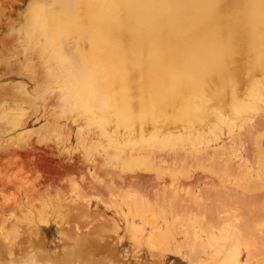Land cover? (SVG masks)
<instances>
[{
    "label": "bare ground",
    "instance_id": "6f19581e",
    "mask_svg": "<svg viewBox=\"0 0 264 264\" xmlns=\"http://www.w3.org/2000/svg\"><path fill=\"white\" fill-rule=\"evenodd\" d=\"M45 9L39 6L29 25L17 30L29 61L25 69L38 88L61 87L64 95L69 86L72 109L87 100L81 106L82 118L99 146L96 153L84 145V152L74 154L66 145L55 146L39 136L10 147L3 157L12 170L6 181L11 205L20 210L23 203L38 201L44 208L43 203L55 201L61 207L77 203L88 210L93 196L107 201L137 183L145 190L143 201L123 195L127 209L120 210L126 226L140 231L155 256L164 258L166 251H174L182 257L187 253L190 264H253L251 256L259 250L262 257L256 262L264 264V31L258 35L257 30L264 26V0H58L56 13ZM202 28L209 38L219 33L218 39L193 45V34ZM247 51L252 69L246 102L229 113L227 108L226 114L219 105L221 110L214 111L207 96L227 83L235 85ZM66 53L80 59L69 85L63 83L58 67L46 63L58 58L72 70L76 62L68 61ZM6 96V91L0 92V99ZM14 96L10 94L17 105L25 98ZM10 121L20 124L19 117ZM144 123L150 130L142 137L136 126ZM121 127L133 135L114 136ZM71 133L79 129H68V136ZM143 148L145 154L139 150ZM38 157H48L53 169L50 165V172H38ZM35 217L31 220L40 231L39 215ZM186 242L188 251L180 248ZM86 243L77 236L72 248L61 257L55 254L56 260L46 258L41 247L44 254L27 251L14 264H74L76 253L88 257L76 264H89L94 258L83 249ZM98 259L94 264L104 263Z\"/></svg>",
    "mask_w": 264,
    "mask_h": 264
},
{
    "label": "rangeland",
    "instance_id": "374dc122",
    "mask_svg": "<svg viewBox=\"0 0 264 264\" xmlns=\"http://www.w3.org/2000/svg\"><path fill=\"white\" fill-rule=\"evenodd\" d=\"M55 3L57 6L55 5ZM39 6H41V7L44 6V8H46L45 10L47 13H49V11H50V14L56 13L58 10V0H0V92L6 91V93H7L6 97L0 99V157H1L0 158L1 159L0 160V168H1L0 169V202H1L0 209L2 211H4L3 212L4 216H2V211L0 212L1 213L0 214V226H1L0 227V247H1L0 251L3 250L2 254H0V264H7V262H8V264H14V262L17 261V258H19V255L21 253H27V251H28L27 254H36L37 252L41 251V249H40L41 247H42L43 252L48 253V255L46 253L44 255V256H46V258L47 257L51 258L53 256L52 260H56V259H54L55 258L54 256L59 255L61 257V254L63 252H65L68 249L73 247L74 238H76L77 236H80L82 238V241H87L85 246L83 245V249L85 251L87 250L86 253L88 254L89 257L91 256L90 257L91 259L94 258L93 260H91L89 258L91 260V262L89 264H92V263L94 264L95 263L94 260H96L98 258L100 259V257H101L100 260L104 259V260H102V262L104 261L103 264H108L110 261L111 262L109 264H120V263L128 264V262H129V264H156L158 261L159 262L157 264H190L189 259L187 258V256H188L187 253H186V255H187L186 257H184V256L182 257V255L178 252L174 253V251H171L172 252L171 253L170 251H166L165 254H167V255L164 254V258L162 255L161 256L159 255L160 257L159 256L157 257V255L155 256L154 252H152L151 250L149 251L150 248H149V246L146 245L147 242H146V240H144L145 237H143L141 235L140 231L137 230L136 228L132 229L130 226H126L125 219H124L123 214L121 213L120 207H123V209H127V207H126L127 205L125 202H123L124 199H122V198H124V196L126 198H132V199L138 198L142 202L144 199V196H145V194H144L145 190L140 188L139 184H137V183L130 186L131 189L129 187H126V189L127 188L128 189L124 190L125 193L121 192V194L115 195L116 196L115 198L108 199L107 201H102V200L96 198L95 196H93V198H92L93 201L91 200V202L88 206V208H89L88 210H86V208H84V207L79 206V204L77 205V203H74L69 208H67L66 205L61 207V205H63V204H61V205L59 203L57 204V202H55V201H53V202L47 201L49 203L45 202L46 204L43 203L46 205V206H44L42 204V206L44 208H41V206H39L40 205L39 203L37 204L38 201H36V202L33 201V203H32V201L31 202L29 201L31 205L30 204L28 205L29 202H27V203L25 202V203H23V207H19V208H21L20 210L18 208L16 209L15 207H13V205H11V203H12L11 201L13 199V196H12V192L10 191L11 188L9 186V183L6 181L8 180V177H9L8 174H10V172L12 170L7 169L6 164H5L6 158L3 157L5 152H7L10 149V147L18 146V144L20 145L22 142V139L31 138V137L37 138L39 136H42L47 142H49L52 145L56 144L55 146L66 145V147H69V149H71L72 153H74V154H77V152H78V154H81V153H79L80 151L84 152L86 150L85 148H83L84 145L87 147V149L96 153L97 152L96 149L99 146V144L97 145L98 141L96 139L92 140V138H90L89 135H90L91 129L88 127L89 125L86 122H84V119L82 118L83 114L81 113V106L87 100L82 99V101L77 102L76 107L72 109V103H74V100H73L71 88L69 86L66 88V90L64 89V95H62L61 87L57 88L55 91H53L51 89L44 90V89L38 88L37 82L32 80L31 76L27 73V70L25 69V67L29 66V61L24 56V53L21 51L22 50L21 48H23V47L20 43V39H18L17 30L21 29V28H26L29 25L30 16L32 15L34 10L37 9ZM54 6H56V8H55L56 12H54ZM257 30H258V35L262 34V32L264 31V26L263 27L260 26L259 28H257ZM207 32L208 31L204 30L203 28L199 29L197 34H195V35L193 34V37L191 40L192 44L196 45V43L199 42L201 39L205 40V38H209L207 35H205ZM218 37H219V33H217L216 31L212 32L211 37L209 38L210 43L211 44L214 43V41H216L218 39ZM67 53H69V51H67ZM67 56H68L67 57L68 61L76 62L74 65V68L72 70H69V68L66 67L62 62H60L58 58H55V61H52L51 59L50 60L46 59V63L48 65V67H52V66L58 67V69L61 70L58 72L61 73V75L63 77V83H65V84L67 83L69 85L70 84L69 76H70V74L77 72L76 71L77 70L76 64L80 63V59L75 55L67 54ZM240 66L241 67H240L239 76H238L239 79L235 83V85L232 83H227L222 88H220L219 90L213 92L214 96H210V95L207 96L208 103L211 106H214V107L210 106V108L211 109L214 108L213 109L214 111H217L216 109H219V106H220L221 109L224 108L223 110H226V112H224L223 110H222L223 112L222 111H220V112L223 114H226L227 108H229L228 109V113H229L231 110H233V107L235 105H239V104L246 102V100H247L246 91L248 89L247 85H248V82L250 79L249 76L251 75V69H252L251 64H250V56H249L248 51L243 55V58L241 59V62H240ZM246 81H247V83H246ZM10 94H15L14 97H20L21 95H23V96H25V98L20 100V102H21L20 105L19 104L17 105V101L12 99L10 97ZM209 97H211V98H209ZM21 105H22V107H21ZM68 107L71 108V110L67 109ZM231 107H232V109H230ZM61 108H63V110ZM48 109H49V111H48ZM57 109L62 110V111L59 110V112H61L60 114L57 111ZM221 109H219V110H221ZM219 110H218V112H219ZM50 111H51V113H50ZM53 111L56 113H53ZM12 116L19 117L20 118V124L13 126L11 121H10ZM144 124L145 125L136 126L137 132L142 137L147 136L146 134L149 133V130H150V125L148 123H144ZM66 127H67V129H66ZM107 128H108V125H107ZM162 128L163 127H160V129H162ZM68 129H72V131L73 130L76 131V129H79V133L78 134H72L71 133V135L68 136V134H67ZM65 133H66V135H65ZM87 133H89V134H87ZM62 134L64 136H62ZM113 134L117 138H120L123 136L128 137V136L133 135V134L130 135L129 132L124 133V129L122 127L120 128L119 132H114ZM61 139H62V141H61ZM64 139H66V140H64ZM79 141H81V142H79ZM65 142H67V143H65ZM53 143H55V144H53ZM70 146H71V148H70ZM262 147H263V151H264V141H263ZM146 149L147 148H143V150L142 149H139V150H141L142 154H145ZM45 158L44 157H41V158L38 157L34 161V164L35 165L37 164V166H35V165L34 166L36 167V170L38 172L40 171V173H43V172L46 173V171L50 172L53 169L52 167H54V165L52 166V163L48 159V157L46 158V160L48 159L47 161L45 160ZM36 160H37V162H36ZM38 163H40V164H38ZM44 165L45 166L49 165V166L45 167ZM50 165H51V167H50ZM49 167H50V169L51 168L52 169L50 170ZM48 169L50 171H48ZM33 173H35L34 169L28 171V174L30 176H32ZM4 182H6V183H4ZM1 188L3 189V191L1 190ZM1 194H2V196H1ZM10 197H11V199H10ZM116 199H117V201H116ZM54 202L56 204H54ZM2 204H6L5 205L6 208L4 207V205L2 206ZM26 204H27V206H26ZM34 204H37L36 207H34L35 206ZM48 204L50 205V207ZM7 205H8V207H7ZM24 205L26 207H24ZM47 207L49 209H47ZM14 208L16 210H13ZM54 209H55V211H54ZM11 210H13V212ZM48 210H49L50 214L47 213ZM56 210H57V212H56ZM20 211H21V213H20ZM45 211H47V212H45ZM51 211H53V213ZM35 212L36 213L38 212L37 214L39 215L40 219H38L39 217H37L38 215H36ZM33 213H35V214H33ZM52 214H54L55 217H54V215L52 216ZM11 215H13V216L11 217ZM32 215L36 216L38 223L40 225H42L41 226L42 228L40 229L41 232L37 231V229H36L37 222H32V220H31ZM41 215H42V217H41ZM17 217H18V219H17ZM45 217H46V219H45ZM48 217L51 219H49ZM24 219H25V221H24ZM52 219H54V222ZM6 220H9V221L6 222ZM18 220L20 222H18ZM58 220H60L61 222ZM70 220H72V221H70ZM10 221H13V222H10ZM17 222H18V224H17ZM72 222H74V223H72ZM91 222H93L95 224H93ZM62 224H63V226H67V227H63ZM73 224H75V225H73ZM69 226H71V227H69ZM13 227H14V229H13ZM16 227L18 229H16ZM72 227H74V228H72ZM72 229H75L76 232H75V230H73V233H72V231H71ZM25 230L27 231V233ZM22 231L25 233H23ZM29 231L30 232L32 231V233H29ZM102 232H103V234H102ZM106 232H108V233H106ZM9 233L11 234V236ZM37 233H39V234H37ZM65 233H67V234H65ZM106 234L108 235V237L105 236ZM20 235H22L23 237ZM140 235H141V238H143V239L140 238ZM13 237H14V239H17V240H15V242H14ZM26 237L28 238V240L26 239ZM31 237H33L35 239H33V238L31 239ZM106 237H107V239H106L107 243L104 240ZM36 238H40L43 240H40V239L36 240ZM137 238L139 239V241H137L138 240ZM10 239H13V240L11 241ZM61 240H63V241H61ZM99 240H101L102 244H100L101 242ZM18 241L21 243H19ZM38 241H40V242H38ZM41 241H43V242L41 243ZM65 241L68 242V244ZM22 242L25 244H22ZM103 242H105V243H103ZM145 242H146V244H145ZM1 244H3V245H1ZM35 244H36V246H35ZM104 244L105 245L107 244V246L109 245L108 247L105 246L107 248V250L111 251V249H112L111 247L114 248V255L112 252L113 250L111 251V255L113 257H118L117 260H113L115 258H113L108 253L106 248L103 247ZM186 244H185L186 246L181 245V247H180L181 249L183 248L182 250H184V251L189 250L188 249L189 248L188 243L186 242ZM4 245H5V247H4ZM54 245H55V247H54ZM15 246L16 247L18 246V247L16 248ZM91 247L92 248L94 247V248L91 250ZM21 248H23V250ZM19 249L21 251H19ZM26 249H28V250H26ZM47 250H48V252H47ZM51 250H52V252H51ZM84 250H82V251H84ZM139 250H141V251L139 252ZM5 251L7 254H5ZM15 251L17 252V254ZM42 251L40 253L44 254ZM93 251H94V253H93ZM95 252H97L98 254ZM126 252L127 253L129 252L127 256L124 255V254H127ZM151 252L154 253V254H152L153 257L150 255ZM105 253H107L108 255H106ZM9 254H10V256H9ZM49 254L51 256H49ZM76 254L74 255L76 257H74V260H73L74 264H76L78 261L82 260V258H88L86 256L83 257L82 255H84V254H80V253H76ZM78 254H80V255H78ZM95 254H97V255H95ZM129 254L131 256H129ZM104 255L107 257H105ZM59 256H56V258H58ZM102 256L104 258H102ZM258 256L262 257V254L259 253V250L254 251L253 255L251 256V260H252L253 264H257L256 261L259 258ZM7 257L8 258L10 257V258L8 259ZM132 257H134V258H132ZM155 257H157V258H155ZM12 258H14V259L12 260ZM154 258H155V260H154ZM158 258H161V261ZM118 259H120V260H118ZM134 259H135V261H134ZM137 259H138V261H137ZM6 260H7V262H6ZM98 260L96 262H98ZM106 260H107V262H106ZM123 261H124V263H123Z\"/></svg>",
    "mask_w": 264,
    "mask_h": 264
}]
</instances>
